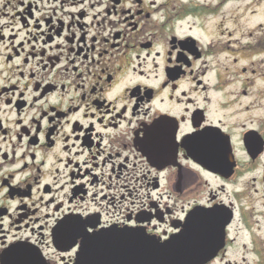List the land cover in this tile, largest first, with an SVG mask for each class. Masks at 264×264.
<instances>
[{"label": "flooded vegetation", "instance_id": "af4514ba", "mask_svg": "<svg viewBox=\"0 0 264 264\" xmlns=\"http://www.w3.org/2000/svg\"><path fill=\"white\" fill-rule=\"evenodd\" d=\"M106 229L264 264V0H0V264Z\"/></svg>", "mask_w": 264, "mask_h": 264}, {"label": "water", "instance_id": "95a60500", "mask_svg": "<svg viewBox=\"0 0 264 264\" xmlns=\"http://www.w3.org/2000/svg\"><path fill=\"white\" fill-rule=\"evenodd\" d=\"M95 239L85 245L80 264H202L211 257L200 242L185 243L182 236L161 242L140 229L105 231Z\"/></svg>", "mask_w": 264, "mask_h": 264}]
</instances>
